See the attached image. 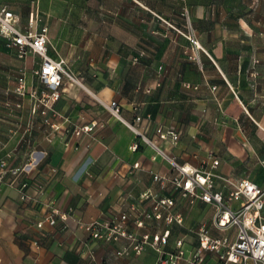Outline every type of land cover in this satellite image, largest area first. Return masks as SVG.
<instances>
[{
  "label": "crops",
  "instance_id": "0c3cea01",
  "mask_svg": "<svg viewBox=\"0 0 264 264\" xmlns=\"http://www.w3.org/2000/svg\"><path fill=\"white\" fill-rule=\"evenodd\" d=\"M134 1L147 13L142 20L163 23V32H152L172 40L179 36L165 23L182 22L183 8H190L205 48L199 52V70L193 74L185 42L182 47L173 44L162 60L147 47L105 46L78 71L94 96L77 84H66L60 98L49 100L48 115L40 111L42 105L34 112L29 95L22 98L20 110L9 107L16 105L14 94L0 96V156L8 154L4 158L9 166H30L23 173L26 199L12 180L15 176L0 177V264H160V254L151 245L140 254L118 256L125 240L97 239L82 226L109 222L122 212L130 214L129 226L138 234L169 229L166 250H174L183 238L187 258L179 264H192L188 257L199 244L198 227L211 223L214 207L184 196L171 181L164 186L155 179V174L175 173L170 161L153 158L154 149L97 100L118 101L125 121L141 116L137 127L150 136L158 126L179 131L180 141L164 147L181 164L210 169L218 158L217 189L226 191L227 179L243 177L263 184L264 0H178V6L176 0ZM49 34L50 55H77L74 43L65 47L57 27H50ZM34 58L39 60L30 53L25 59L29 69L34 62L40 64ZM38 84L44 83L30 72L29 91ZM87 123L89 131L74 133ZM135 142L139 147L133 150ZM155 195L174 197L172 211L183 216L182 222L149 218ZM50 216L56 223H50ZM235 231L212 229L216 235ZM212 259L208 254L207 264Z\"/></svg>",
  "mask_w": 264,
  "mask_h": 264
},
{
  "label": "built area",
  "instance_id": "2783aa9c",
  "mask_svg": "<svg viewBox=\"0 0 264 264\" xmlns=\"http://www.w3.org/2000/svg\"><path fill=\"white\" fill-rule=\"evenodd\" d=\"M189 16V11L185 8L184 12ZM39 14H33L26 28H22L17 20L13 10L6 4L0 5V31L8 37L9 46L14 48L20 57H26L29 53L40 57V67L36 71L46 90L43 92L42 101L46 107L51 98L57 100L60 98L66 84H77L86 87L83 82V76L76 74L64 57H54L49 53L51 38L48 26L37 27ZM186 34L191 42L189 56L201 62L200 50H205L202 46L192 25ZM264 35V31L261 32ZM253 62H259L254 58ZM256 74V71H253ZM17 93L25 94L27 92L26 75L23 73L16 87ZM35 91L32 93L34 94ZM48 101V102H47ZM105 105L111 112L125 121L121 116L120 104L116 100H111ZM48 108L42 110L43 114L48 112ZM141 120V116H136L134 122L125 121L137 134L140 142L150 145L154 149L153 158L161 156L172 164L175 173L171 177L155 174L154 177L160 180L165 186L167 181H171L176 188L181 189L184 196L198 197L214 207V214L211 223L203 222L197 230L199 244L190 256L189 261L192 264H207L208 254H212L213 259L209 264H264V181L263 184L253 182L248 177L239 180L227 181L230 183V189L223 191L215 186V177L218 176L214 168L219 164V159L213 160L212 168H198L188 164H181L175 156L170 154L165 145H176L181 139V133L172 128L158 126L154 136H150L137 127L136 122ZM45 121H49L48 117ZM91 129L90 124L82 125L74 130L76 135L87 132ZM139 143L135 142L131 148L136 150ZM140 162H135L134 167H140ZM15 181V180H14ZM26 186V184L24 185ZM152 194L145 193V197H151ZM29 197L24 191L21 198ZM235 203H237L235 205ZM175 205V198L170 196L153 198V213L147 214L149 218L165 219L167 223L174 221L182 222L183 216L175 214L172 207ZM130 214L122 212L117 218L103 223L97 220L84 223L82 226L90 232L91 236L97 239L107 241L125 240L126 244L122 249L117 250L118 256L129 254L134 251L136 254L142 253L147 246L151 245L160 254V264H179L186 257L184 239L179 238L176 241L174 250H166L165 245L168 242L170 230L165 229L157 231L154 234H138L129 226ZM51 224L56 223L54 216H50ZM42 226V222H39ZM138 226L143 225V221L137 222ZM229 230L236 228L234 235L227 233L216 235L212 229Z\"/></svg>",
  "mask_w": 264,
  "mask_h": 264
},
{
  "label": "rangeland",
  "instance_id": "374dc122",
  "mask_svg": "<svg viewBox=\"0 0 264 264\" xmlns=\"http://www.w3.org/2000/svg\"><path fill=\"white\" fill-rule=\"evenodd\" d=\"M176 2L178 6V0H176ZM0 4H7V6L14 11L18 23L22 28H26L30 17L33 14L36 16L37 13L39 14V20L36 23L38 28L48 26L50 30V27H57L60 31V35H62V38L66 41L65 47L67 44L70 46V43H74V48L78 51L77 55L72 57H69V54L57 55L67 59L71 69L79 76H83L82 73L78 71L81 66L84 65V62L93 58L94 53H97L99 49L105 46L114 48H122L126 45L129 47H147L148 49H152V51L156 50V53L159 54L158 58L162 60L168 48L173 44L182 47L185 42V44H187L186 46L189 45L188 48H191V42L186 35L189 32L190 25H192L199 38L196 23L191 16L188 6L183 8L184 19L182 22L165 23V25L170 27L169 31H174L173 35L176 34L179 36V38L176 37L175 40H172L171 38L168 39V37H163L162 35L152 32V29L163 32V28H165L164 25H162L163 23L155 24L150 21V18L146 20V16V21L142 20V15H146L147 13L143 12L141 8L136 5L134 0H0ZM185 8L188 9L189 16L184 13ZM148 14L154 15L150 11H148ZM8 42V37L3 35L0 31V96H12L14 94L16 96V105L12 104L11 106L9 105V107L15 106L17 110H20L23 108L21 102L22 98L29 95L34 98V112H36L39 105L43 106V108L41 107L40 109L41 112L44 108H48L49 110V108H51L49 103H47L49 107H46L45 103L41 100L43 92L46 90L45 85L38 84L37 89L39 91L37 89L29 91L28 87L29 73L31 72L32 75L39 77L36 71L39 69L40 64L37 66L34 62L32 69H29V64L25 61L28 55L25 58L20 57L17 51L9 46ZM50 46L53 47L52 41ZM186 46L184 48H186ZM101 52L103 53V51ZM102 53L100 57L103 56ZM35 57L39 56L35 55ZM142 57L151 58V55L149 57L146 55ZM34 59L38 60V58ZM139 60L141 59L139 58ZM190 60H192V72L194 74L201 62L195 58H191ZM23 73H25L27 80V92L24 95L17 93L16 90L18 79ZM83 82L85 84L84 79ZM82 88L86 91L88 90L85 87ZM40 89H42L41 94ZM34 91L35 95H32ZM87 92L90 96H94L89 90ZM35 99L36 102L34 103ZM97 101L104 106V108L109 110L112 116L120 119L111 112L104 101ZM4 104L5 107H3V109L5 110L8 105L7 103ZM46 115H48V112ZM48 122H50V119ZM7 156L8 154L6 153L4 157ZM4 157L0 156V177L6 175L9 177L15 176L12 180H15L16 184L19 183L21 191H24V188L28 186V182L23 180V173L30 170L28 162L9 166L6 160L7 158ZM32 161L33 159L31 162ZM25 184L26 186H24Z\"/></svg>",
  "mask_w": 264,
  "mask_h": 264
}]
</instances>
